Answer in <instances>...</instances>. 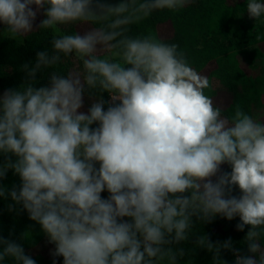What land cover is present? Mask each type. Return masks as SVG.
Returning a JSON list of instances; mask_svg holds the SVG:
<instances>
[{
	"label": "clouds",
	"instance_id": "obj_1",
	"mask_svg": "<svg viewBox=\"0 0 264 264\" xmlns=\"http://www.w3.org/2000/svg\"><path fill=\"white\" fill-rule=\"evenodd\" d=\"M189 3L0 0V23L13 39L34 26L53 33L91 26L83 34H54L51 53L24 65L34 81L74 55L82 73L52 71L45 86L29 82L0 96V154L7 158L0 179L11 170L21 181L19 190L0 187V197L9 195V210L22 205L41 226L55 246L53 264L56 257L63 264H178L185 250L173 245L189 239L193 217L217 216L239 217L240 232L250 226L244 240L250 255L231 239L213 244L201 236L197 246L215 253L213 264H225L221 249L234 252V264H264V123L240 104L223 115L205 94L207 76L179 45L131 34L154 12ZM41 10L44 19L35 25ZM247 13L264 17V3L247 0ZM86 90L95 102L84 112ZM236 187L239 196L232 194ZM0 245V262L36 264L20 244L0 238Z\"/></svg>",
	"mask_w": 264,
	"mask_h": 264
},
{
	"label": "trees",
	"instance_id": "obj_2",
	"mask_svg": "<svg viewBox=\"0 0 264 264\" xmlns=\"http://www.w3.org/2000/svg\"><path fill=\"white\" fill-rule=\"evenodd\" d=\"M115 4L120 0H109ZM264 3V0H260ZM35 9V6H33ZM44 19L43 10L37 15L35 25ZM91 26L85 24L61 27L57 32L41 31L34 26L33 31L22 37L13 39L7 33V26L0 23V96L8 89L17 90L22 85L32 82L35 87L49 83L50 73L56 71L67 75L72 71L83 72L82 62L74 55L62 57V62L54 68L44 69L37 73L34 81L28 77L24 65L35 66L37 54L41 51H52V36L67 32L83 34ZM155 34L165 43L179 45L191 67L207 76L210 86L205 94L213 99L215 105L225 109L223 115L230 114L235 104H240L244 111L259 122L264 123V17L258 20L249 18L247 0H190L182 9L172 12L167 9L156 11L151 17L131 27L132 35ZM257 37H260L257 39ZM253 46L254 51L262 55L260 77L255 81L246 57L239 48ZM248 83L245 91L241 86ZM110 99L107 93L103 97ZM93 102L85 99L81 111L87 112ZM107 105L105 106V110ZM96 125H93L95 127ZM0 154V166L6 161ZM15 160V157H12ZM222 171L230 172L231 168L224 164ZM21 185L18 175L9 170L4 179H0V187L10 192L15 186ZM233 195L239 196L238 187L233 189ZM108 193H102L107 198ZM9 195L0 197V238L20 244L26 255L33 258L36 264H53L51 252L54 245L42 231L41 226L30 220L22 205H14ZM239 217L229 221L221 216L211 222H201L193 217L192 234L189 239L174 248H183L185 256L178 259V264H213L215 253L207 248L197 246L201 236L210 238L213 244L223 243L231 239L233 248L241 255H250L244 242L250 226L240 232L236 225ZM27 237V238H26ZM264 244V242H262ZM0 245V251L3 249ZM258 259V257H256ZM236 256L232 250L221 249L220 260L225 264H234ZM0 264H16L7 257ZM55 264H63L62 257L55 258Z\"/></svg>",
	"mask_w": 264,
	"mask_h": 264
},
{
	"label": "rangeland",
	"instance_id": "obj_3",
	"mask_svg": "<svg viewBox=\"0 0 264 264\" xmlns=\"http://www.w3.org/2000/svg\"><path fill=\"white\" fill-rule=\"evenodd\" d=\"M241 52L246 57V60L248 62L249 68L252 72L253 80H257L260 76L261 68H262V55L257 54L254 51L253 46H245L239 48ZM248 87V83H244L243 86H241L240 91H245ZM85 99H87L90 102H95V96L90 98L88 91H85Z\"/></svg>",
	"mask_w": 264,
	"mask_h": 264
}]
</instances>
